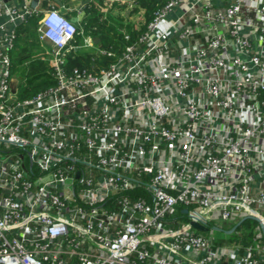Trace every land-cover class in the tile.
<instances>
[{
  "label": "built area",
  "instance_id": "built-area-1",
  "mask_svg": "<svg viewBox=\"0 0 264 264\" xmlns=\"http://www.w3.org/2000/svg\"><path fill=\"white\" fill-rule=\"evenodd\" d=\"M40 1L0 2V264H264V0H159L114 63L69 71L84 31ZM31 17L56 84L21 98ZM248 219L250 244H214Z\"/></svg>",
  "mask_w": 264,
  "mask_h": 264
},
{
  "label": "crops",
  "instance_id": "crops-1",
  "mask_svg": "<svg viewBox=\"0 0 264 264\" xmlns=\"http://www.w3.org/2000/svg\"><path fill=\"white\" fill-rule=\"evenodd\" d=\"M0 2L3 4L15 5L19 8L29 5L32 8L41 9L46 6L45 4H42L40 0H0ZM53 2L54 5L57 7L58 11L68 19L72 20L75 17H79V16L81 17V21L75 23L78 25L80 29H83L84 31L83 34L77 38L76 41L77 47L79 46L81 49L76 52H71L67 54V56L65 57V61H67L69 57L72 58L78 57L82 63V66H84L81 68H87L89 70H92V68L95 69L106 68L110 66L112 63H114L116 61V57L120 56L121 54L119 52H112L110 50L103 49L101 38L98 35H95L94 33L87 34L85 32V27L87 26L88 20L91 18L88 12L89 6L93 5L99 8L101 14L100 21L106 24L108 21L112 22L111 17L117 18L119 20H124L129 24L132 23L133 31L124 32L122 35L123 37L126 33L131 34L135 31L139 33L140 30L143 29L142 25L144 23V12L139 8L131 10L128 8L127 5L120 3H114L113 6L109 7L106 0H91L89 4H87L85 7L82 8L80 7L83 3V0H53ZM83 11L85 12L84 15H83ZM28 22L26 24H28ZM34 25L37 33L38 18H36V22ZM97 28H98L97 26H94L93 28H91V30L93 29V31H95L97 30ZM40 44H41L40 45L41 49L44 50L43 52L44 55H46L47 58L49 57L48 60L50 61L51 58L50 52L52 48L42 42H40ZM15 50H16L15 59L21 58L23 60V63H25V65H27L28 62H30V59L34 53L32 51L34 49L31 47L30 44H27V42H24L21 46L18 47V49L15 48ZM100 51L112 52L116 55V57H108L107 55L101 54ZM100 57H104L105 59L100 61L98 60V58ZM15 90H17V92L19 93V84L15 87Z\"/></svg>",
  "mask_w": 264,
  "mask_h": 264
},
{
  "label": "trees",
  "instance_id": "trees-1",
  "mask_svg": "<svg viewBox=\"0 0 264 264\" xmlns=\"http://www.w3.org/2000/svg\"><path fill=\"white\" fill-rule=\"evenodd\" d=\"M161 1L159 0H138V6L140 10L144 12V23L142 25V30L144 31L146 28V25L151 21L153 17L154 11L161 6ZM89 16L91 17L88 20L87 26L85 27V32L88 33H94L95 35H98L101 38L102 45L105 47L107 44L109 46V50L112 52H119L122 54L124 50V44L125 39L123 36H118L117 40L113 41L111 38V27L106 26V23L100 21V10L96 6H89L88 8ZM33 18V17H32ZM34 21L36 22V18H34ZM92 26H97V30L93 31L91 30ZM21 28V27H20ZM141 30V31H142ZM140 31V32H141ZM132 37L135 38V36H138L139 33L137 31L131 33ZM28 37V31L23 33L20 39L17 41V45L15 48L18 49L19 46H21ZM111 41V43L109 42ZM21 42H23L21 44ZM120 54V55H121ZM19 58L14 59L13 65H12V74L16 72L17 63ZM29 73H27V78L24 79L21 85H19V95L21 98L31 97L41 91H44L56 84V81L54 77L52 76V64L50 62H45L44 60H36L35 63H32ZM74 67H84L82 66V63L78 57L72 58L69 57L66 61V69L69 71L73 69ZM245 221L241 224L243 225ZM237 227L236 231L238 228ZM251 241H245L243 238L242 241L239 244L242 245H248Z\"/></svg>",
  "mask_w": 264,
  "mask_h": 264
},
{
  "label": "rangeland",
  "instance_id": "rangeland-1",
  "mask_svg": "<svg viewBox=\"0 0 264 264\" xmlns=\"http://www.w3.org/2000/svg\"><path fill=\"white\" fill-rule=\"evenodd\" d=\"M34 18H31L28 22V24H23L21 28H19L18 30V39L21 38V36L23 35V33L28 31V37L25 39L27 42V44H30L31 47L34 49L32 50L34 53L30 59V62H28L27 65H25V63H23V60L21 58H19L18 63H17V70L14 73L13 76V80H12V87L15 90V87L19 84L21 85L22 82L24 81L25 78H27V73H29L30 68L31 67H35V66H31L32 63H35L36 60H44L45 62H50L47 58L46 55H44V50L41 49L40 47V41H38L37 38V33H36V28H35V21ZM111 21L112 22H107L106 26L111 27V36H112V40L115 41L117 40L118 36H122L124 32H132L133 31V25L132 23H128L124 20H119L117 18L111 17ZM81 24V23H80ZM94 26H92L91 28H93ZM17 39V41H18ZM111 43V41H109ZM23 42H21L22 44ZM17 45V42H16ZM44 46V45H43ZM46 49V48H45ZM103 49L105 50H109V46L108 44L104 47ZM37 50V51H36ZM15 55H16V50H14L11 53V57H12V65H13V61L15 59ZM104 57H100L98 58V60L102 61L104 60ZM189 222V218L187 216H182L181 218H179V223H178V228L187 224ZM238 223H217L215 221H212L211 223V228H219L220 230H216L214 233V238H215V242L214 244L217 246H235L237 244H239L242 239L244 238L245 241H252L253 237L256 235L257 233V226H258V222L252 220V219H248L245 221V223L243 225H241L240 228H238L237 231H235L232 234H226V230H230L232 229L234 226H236ZM210 232H204L203 235L207 236L209 235Z\"/></svg>",
  "mask_w": 264,
  "mask_h": 264
},
{
  "label": "water",
  "instance_id": "water-1",
  "mask_svg": "<svg viewBox=\"0 0 264 264\" xmlns=\"http://www.w3.org/2000/svg\"><path fill=\"white\" fill-rule=\"evenodd\" d=\"M91 2V0H83V3H82V5H81V7L80 8H82V7H85L87 4H89ZM85 14V12L83 11V15ZM73 23H77V22H79V21H81V17L79 16V17H75V18H73L72 20H71ZM98 41H99V39H98ZM77 176H79V174L77 175ZM184 212H187V210H185ZM244 220H242L240 223H238L229 233H232L242 222H243ZM193 224V226L196 228V229H199V230H201V231H205L206 230V228L204 227V226H202L201 224H199V223H192Z\"/></svg>",
  "mask_w": 264,
  "mask_h": 264
}]
</instances>
